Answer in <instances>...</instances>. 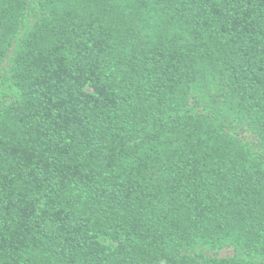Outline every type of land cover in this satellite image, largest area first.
<instances>
[{
	"label": "trees",
	"instance_id": "16d2710c",
	"mask_svg": "<svg viewBox=\"0 0 264 264\" xmlns=\"http://www.w3.org/2000/svg\"><path fill=\"white\" fill-rule=\"evenodd\" d=\"M0 264H264V0H0Z\"/></svg>",
	"mask_w": 264,
	"mask_h": 264
}]
</instances>
